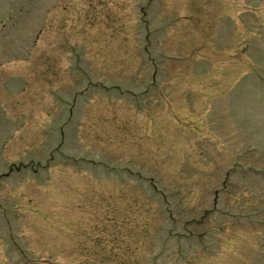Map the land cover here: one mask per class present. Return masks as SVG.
Wrapping results in <instances>:
<instances>
[{"label": "rangeland", "instance_id": "rangeland-1", "mask_svg": "<svg viewBox=\"0 0 264 264\" xmlns=\"http://www.w3.org/2000/svg\"><path fill=\"white\" fill-rule=\"evenodd\" d=\"M0 264H264V0H0Z\"/></svg>", "mask_w": 264, "mask_h": 264}]
</instances>
